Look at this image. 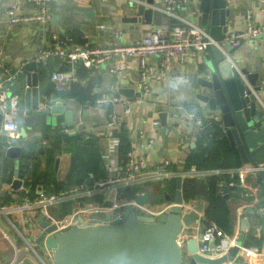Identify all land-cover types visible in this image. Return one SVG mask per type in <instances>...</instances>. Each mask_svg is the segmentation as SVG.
Returning a JSON list of instances; mask_svg holds the SVG:
<instances>
[{
    "label": "crops",
    "instance_id": "obj_1",
    "mask_svg": "<svg viewBox=\"0 0 264 264\" xmlns=\"http://www.w3.org/2000/svg\"><path fill=\"white\" fill-rule=\"evenodd\" d=\"M13 1L15 0H0V59L11 73L22 67L25 62L35 59L38 50L43 45L52 42L50 38L48 42L41 39V26L35 21L25 22L20 20L12 25L8 23L5 10ZM234 1L237 5L234 10L235 18L233 22L229 23L227 30L246 28L244 15L248 9L253 12L252 21L254 23H260L264 19V12L259 8L264 5V0ZM128 2L129 0H109L107 2L101 0H51L49 4L50 30H56L63 40L66 36H71L72 41L81 46H103L111 41L119 43L138 40L149 32L152 25H164L172 22V19L165 14L156 11L151 24H145L142 20L135 24L125 23L122 21L123 16L134 12V8L128 6ZM161 5L162 0H155L154 6ZM189 8L190 5L187 7L185 15L196 21L193 14L189 12ZM32 11L31 5L25 4L17 12V16L23 17ZM203 53L201 51L196 56L187 55L184 63L177 64L173 71L165 73L161 78L150 76L148 89L139 80L138 61L135 57L127 58L124 64L117 63L121 66V72L119 73L110 72L105 65L92 66L91 68L77 65L78 79L75 82L74 89L71 90L72 94L67 93L69 90L58 92L54 88L50 72L65 68L59 63L58 58H49L48 62L45 63L47 68L38 62L39 67L44 70V73L39 75V87L50 88V92L58 102L60 98H65L66 107L73 111V127L66 128L58 125L52 128L42 124L28 128L25 138L19 137L15 140L20 145L33 142L34 147L31 149V154L33 160L39 163V172L52 170L48 189L40 181L33 187L31 176L20 174L18 163L21 157L16 159L6 156L2 137H0V204H20L24 197H33L41 189L53 191L64 187L63 185H65V188L70 187L71 185H66V174L71 165L73 149L76 145H79L82 139L94 137L101 153L105 151L107 135L103 129V124L108 119L110 111L114 110L117 113L122 108L121 104L117 102L106 105L96 104L95 100L101 96L115 95L123 100H129L130 111L128 114L123 115V120L129 130V140L132 148H134V158L141 164L142 168L147 169L161 165L163 160L168 159L171 165L175 167L174 169L181 170L185 165L190 149L196 145L197 134L200 131L193 123V119L187 118V112L197 111L202 115L204 121L209 118L218 120L224 131L219 114L206 116L204 104L195 98L198 87L194 82V77L200 62L204 60ZM230 58L237 67L245 68L248 72H257L260 83L264 86V37L243 39L239 46L232 48ZM147 63L155 70L158 56H149ZM7 75L0 72V82L8 87L9 93L19 96V103L22 107L25 76L19 71L15 80L8 82ZM118 86L133 88L134 94L128 96L124 93H115L114 89H117ZM261 99L264 106V91L261 93ZM163 111L166 113L164 125L161 124L160 120V113ZM156 120L159 121L158 124L155 123ZM17 122L19 128L24 125L21 112H18ZM140 133H143L144 138L139 136ZM79 136L80 138L77 140ZM149 138L153 139L150 144L147 142ZM52 140L56 141L57 147L52 161L53 166L50 168L48 166V146L52 145ZM15 170L17 171V177L26 176L24 179L25 188L20 186L15 190L11 187V182L16 177ZM238 175V179L242 182H253L255 179L254 177L249 179L250 175ZM163 181L150 180L143 183L149 199L152 197V200H148L146 203L150 211H160L158 204L167 203L168 200L156 202L159 197L167 199L166 194L170 195L171 199L173 197L175 185L173 186L171 179L168 180V183L174 188L173 194H169L170 189L165 190L169 193L160 192V183H164ZM230 182L227 184L229 193L227 199L231 209L230 220L233 226L231 236H238L241 233L240 210L241 207L244 208V205L248 204V199L242 198L238 194L233 196L230 192L232 191L229 187ZM141 185L127 188L128 195L124 198H119L120 196L113 190L104 189L103 194L92 195L89 199L91 202L103 203L101 207L109 209L114 204H123L130 196L137 197V191H141ZM188 202L194 205L196 209L203 211V214L208 204L202 196H196ZM73 204L72 202L60 204L52 209L51 214L57 220L64 219L69 214ZM14 215L18 217L24 215L22 219L19 217L21 224L27 235L31 233L35 238L38 233L34 229L35 223L33 222L36 214L31 213V211H21L16 212ZM255 218L258 224L253 221V225L249 226L247 231L244 232L243 245L247 235L251 233L255 240H261L260 246L255 245L256 247H254L258 249L257 252L242 249L228 264H264V215H257ZM13 223L16 226L14 221ZM20 231L24 234L22 230ZM25 237L27 238V236ZM179 237L187 242L189 239L188 232L182 231ZM10 242V247L6 246L5 250L0 251V256H3L4 259L13 255L15 249L22 246L12 240Z\"/></svg>",
    "mask_w": 264,
    "mask_h": 264
},
{
    "label": "water",
    "instance_id": "obj_2",
    "mask_svg": "<svg viewBox=\"0 0 264 264\" xmlns=\"http://www.w3.org/2000/svg\"><path fill=\"white\" fill-rule=\"evenodd\" d=\"M154 3L155 0H129L128 6L134 8V12L123 16L122 21L135 24L142 20L151 24L157 11ZM235 6L234 0L190 2L189 12L213 39L206 45L204 60L194 77L198 87L195 98L204 104L206 116L219 114L230 145L237 149L243 164L252 165L248 178L254 177L260 186V205L263 206L246 208L241 217V233L227 252L207 256L197 251L194 237H189L184 245L178 240L184 230L191 234L192 224L198 221L195 210H183L185 199L181 179H176L173 204L168 211L157 216L139 214L140 205L148 201V192L142 184L143 191L137 195L135 206L124 207L119 215L99 211L91 215L87 225L58 228L56 222L38 214L36 227L39 231L33 242L42 251L52 250V264H228L237 255L244 232L253 221L258 224L257 215H264V106L261 99L264 86L257 72H248L233 64L230 42L223 41L229 23L235 18ZM21 72L25 76V88L19 112L24 125L19 128L18 135L25 138L28 128L42 124L52 128L58 125L72 128L73 111L66 107L65 98L58 102L51 92L40 89L39 75L43 70L38 61L25 62ZM114 92L132 96L134 89L118 86ZM165 116L164 111L160 113L163 125ZM24 148L25 144H13L5 154L17 159ZM14 173L16 177L11 187L16 190L22 178L17 177L16 170ZM92 182V176L85 180V184ZM221 191L224 198L229 197L228 185H224ZM166 198L170 199V195L166 194Z\"/></svg>",
    "mask_w": 264,
    "mask_h": 264
},
{
    "label": "built area",
    "instance_id": "obj_3",
    "mask_svg": "<svg viewBox=\"0 0 264 264\" xmlns=\"http://www.w3.org/2000/svg\"><path fill=\"white\" fill-rule=\"evenodd\" d=\"M51 0H15L10 3L5 12L8 16V23L12 25L17 21L37 22L41 26V39L45 42L49 40L48 45H43L35 57L42 66L47 68L46 62L49 58L55 57L59 59V63L63 65L64 69H55L50 72L51 79L54 83V88L58 92H64L71 89L72 83L78 79L76 66L81 65L86 68L92 66L105 65L112 73L121 72V66L117 63L124 64L127 58L135 57L138 61L139 80L142 85L148 89L149 77L156 76L161 78L165 73L173 71L177 64L184 63L187 55L196 56L199 52L204 51L206 45L213 42V39L207 34L205 28L199 25L195 20L190 19L185 15L187 7L192 0H162L161 6H154V8L172 19V22L164 25H152L148 33L143 35L140 39L131 42H114L111 41L103 46L86 45L81 46L75 44L71 36L60 38L56 30H50V9L49 4ZM107 2L109 0H101ZM25 4H30L33 11L23 17L17 16V12ZM264 12V5L259 7ZM252 10L248 9L245 12L244 18L246 21V28L242 30H227L223 41L230 42L231 47H237L245 38L264 37V19L260 23L252 21ZM102 26V25H100ZM46 42V43H47ZM70 42V43H68ZM45 43V44H46ZM151 55L158 56V63L154 70L151 65H148L147 59ZM46 65V66H45ZM22 67L14 72H10L9 68L5 66L0 59V72L6 73L7 81L13 82ZM120 103L122 110L120 112L110 111L108 119L103 124V129L107 135V145L104 152L101 153L104 160V167L106 170V177L104 179L93 181L91 184L71 185L64 189L53 191L39 190L33 197H24L20 204H0V216H3L11 224L12 228L17 231V234L24 240L22 246L15 249L13 255L5 261L3 256H0V264H52L53 252L47 248L42 251L35 247V243L27 240L25 235L14 225L9 214H15L21 211H31L35 213V231H39L36 227V219L38 214H42L45 219L57 223L58 228L66 226L87 225L91 215L99 211L104 213L121 214L124 207L136 205V198L129 197L123 204H114L113 207L107 209L101 207L103 203L91 202L89 199L92 195L103 194V190H113L120 196L119 198L127 197V188L134 185L143 184L150 180L163 181L171 178L198 177L205 178L210 173L225 172L230 177L235 175L247 176L253 169L250 163H244L237 168L227 169H198L195 165L189 168H181L176 170L171 167V162L168 159L162 161L161 165L144 169L141 164L134 158V148L127 152L126 159L120 160L119 146L120 138L114 134L113 130L118 128L119 121L123 120V115L130 111L129 100H123L118 96H101L95 100L96 104L106 105L111 103ZM19 96L14 93H9L8 87L0 82V137H2L3 148L6 150L9 146L16 143L15 140L19 138V125L17 122V115ZM187 118L193 119L196 128L201 130L204 127V119L201 114L193 110L186 113ZM124 121V120H123ZM158 120L155 121L158 124ZM19 136V137H18ZM139 136L143 137V133ZM153 141L148 139V144ZM22 177L21 188H25L24 179ZM220 184H223L221 182ZM231 185H238L241 190L239 196L248 199V204L245 207L260 208V186L255 182L241 181L237 184L231 181ZM143 191V189H141ZM140 191V192H141ZM137 191V195L140 193ZM222 192V191H221ZM148 200L149 195H148ZM190 199L183 202V210H195L198 221L192 224V233L189 237H194L197 243V251L207 256H218L227 252L232 247L237 239V235H228L215 222H203V211L196 209L194 205L189 204ZM74 203L69 214L64 219L57 220L51 214L53 208L64 203ZM147 203V202H146ZM146 203L140 205L139 214L157 216L162 212L168 211L173 204L172 199H168L167 203L158 204L160 211H150ZM244 207V208H245ZM241 207V217L246 213V208ZM152 212V214H151ZM148 213V214H147ZM244 213V214H245ZM24 215L19 217L22 219ZM196 226L193 227V225ZM194 228V229H193ZM1 239L11 240L8 233L1 227ZM34 239V238H33ZM178 240L184 245L185 241ZM245 249L247 251H256L257 248L250 249L243 244L239 247V251ZM238 251V252H239ZM6 258V257H5Z\"/></svg>",
    "mask_w": 264,
    "mask_h": 264
},
{
    "label": "trees",
    "instance_id": "obj_4",
    "mask_svg": "<svg viewBox=\"0 0 264 264\" xmlns=\"http://www.w3.org/2000/svg\"><path fill=\"white\" fill-rule=\"evenodd\" d=\"M44 73V70H43ZM76 83H72L71 89L67 92L72 94ZM41 90L50 92V88H40ZM74 93V91H73ZM110 110V107L108 106ZM120 138L119 157L124 161L127 152L131 150V142L129 140V130L125 121H119L117 129L113 130ZM80 136L77 138V140ZM34 147L32 143H25L24 152L19 160L18 167L20 174H28L31 176V183L34 187L40 181L45 188L48 189V184L51 182L52 170L39 172L38 161H34L31 149ZM57 143L52 140V145L48 146V166L52 168L54 153L56 151ZM31 157V158H30ZM239 152L232 147L220 126V122L216 119L209 118L204 122V127L199 131L196 138V145L190 149L184 168H189L195 165L198 169H227L237 168L242 165ZM172 168H175L171 165ZM92 176L93 181H98L106 177V170L104 167V160L98 145L95 143L94 137L82 139L79 145L75 146L72 152V160L70 168L66 174V185L85 184V180ZM177 178H171L173 186ZM229 181L239 182L238 176L230 177L228 173H210L205 178L198 177L184 178L182 180V193L184 199H192L196 196H202L207 200L208 204L204 209L203 222H215L227 234H232L233 226L230 220L231 209L229 201L221 194L222 187L229 184ZM223 182V184H220ZM61 186V185H59ZM61 187L60 189H64ZM231 194L233 196L239 195L241 188L238 185H230ZM59 188V187H56ZM46 189V191H47ZM174 189V188H173ZM58 190V189H57ZM174 191V190H173ZM169 193V192H167ZM171 194V193H169ZM151 196V195H150ZM31 198V197H30ZM152 200V197L150 198ZM65 204V203H64ZM261 240L254 239L249 233L244 240V245L250 248L260 246ZM256 245V246H255Z\"/></svg>",
    "mask_w": 264,
    "mask_h": 264
},
{
    "label": "rangeland",
    "instance_id": "obj_5",
    "mask_svg": "<svg viewBox=\"0 0 264 264\" xmlns=\"http://www.w3.org/2000/svg\"><path fill=\"white\" fill-rule=\"evenodd\" d=\"M18 108L20 110L21 103L18 104ZM168 180H170V179H166V180L163 181L164 183H162V182L160 183L161 184L160 185V189H161L160 192L164 191L165 193H167V191H165V190L170 189V193L173 194V187L171 186L170 183H168ZM162 200L163 201H167L168 199H165V198L163 199V198L159 197L158 199H156V202H160ZM9 218L12 219L15 222L16 226L18 227V229L22 230L24 232L25 236H27V240L32 243L33 236H32L31 233H29L27 235V233L25 232V228L21 224V219L18 216H15L12 213L9 214ZM0 227L6 233L9 234L10 239L12 241L16 242L19 245H22L24 243V240L16 233V231L12 228L11 224L6 220L5 217L0 216ZM1 234H2V232L0 231V237H1ZM10 244H11V242L9 240L5 241V240L0 238V251L5 250L4 248H6V246L10 247Z\"/></svg>",
    "mask_w": 264,
    "mask_h": 264
}]
</instances>
